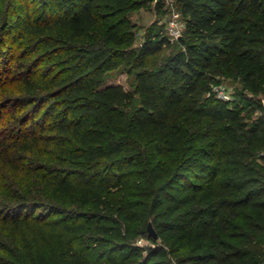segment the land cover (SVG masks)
Wrapping results in <instances>:
<instances>
[{"label":"trees","instance_id":"obj_1","mask_svg":"<svg viewBox=\"0 0 264 264\" xmlns=\"http://www.w3.org/2000/svg\"><path fill=\"white\" fill-rule=\"evenodd\" d=\"M148 1L0 0V264H264V107L198 96L213 64L264 95V0H180L198 42L155 70Z\"/></svg>","mask_w":264,"mask_h":264},{"label":"rangeland","instance_id":"obj_2","mask_svg":"<svg viewBox=\"0 0 264 264\" xmlns=\"http://www.w3.org/2000/svg\"><path fill=\"white\" fill-rule=\"evenodd\" d=\"M162 4V8L157 10V3ZM180 0H149L146 6L132 11L128 14V19L133 33V40L128 46L129 50H137L140 45L148 38L156 34H162L169 39V45H164L160 52L152 55L147 60V67L155 70L161 67L169 56L184 50L181 40L187 43H197L198 41L188 36L185 21L179 13ZM1 14V8H0ZM0 17V52H3L4 45L8 44L6 40V31L11 27L2 26ZM18 24V21H16ZM12 26V25H11ZM13 29V28H12ZM5 54V53H4ZM3 54V55H4ZM131 55H126L124 62L116 69L105 73L103 80L105 85H121L125 90L132 92L135 84V70L132 67ZM41 70V67L38 69ZM216 90H221L228 94L230 100L245 97L251 101H257L264 107V95L252 97L248 92L242 89L237 78L229 77L220 64H213L210 69L205 71L199 97L206 98L210 94L215 95ZM135 106L140 104L139 98H135ZM245 102L241 103L243 107L242 118L245 123L252 124L259 117L264 116V112L258 110H249L244 107ZM130 109L128 108V111ZM38 212V211H36ZM140 246H149L150 242L140 238L137 241Z\"/></svg>","mask_w":264,"mask_h":264},{"label":"water","instance_id":"obj_3","mask_svg":"<svg viewBox=\"0 0 264 264\" xmlns=\"http://www.w3.org/2000/svg\"><path fill=\"white\" fill-rule=\"evenodd\" d=\"M147 231H148V235L153 239V240H157V233L155 232L152 224L149 222L147 224Z\"/></svg>","mask_w":264,"mask_h":264},{"label":"built area","instance_id":"obj_4","mask_svg":"<svg viewBox=\"0 0 264 264\" xmlns=\"http://www.w3.org/2000/svg\"><path fill=\"white\" fill-rule=\"evenodd\" d=\"M215 95L217 98L222 99V100H230L229 96L227 93L221 91V90H216Z\"/></svg>","mask_w":264,"mask_h":264}]
</instances>
